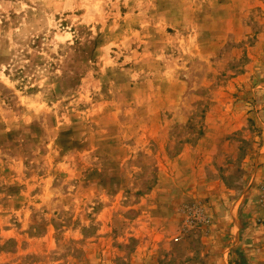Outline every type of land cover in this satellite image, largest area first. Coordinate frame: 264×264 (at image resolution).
<instances>
[{"label":"rangeland","instance_id":"obj_1","mask_svg":"<svg viewBox=\"0 0 264 264\" xmlns=\"http://www.w3.org/2000/svg\"><path fill=\"white\" fill-rule=\"evenodd\" d=\"M248 214L264 0H0V264H246Z\"/></svg>","mask_w":264,"mask_h":264},{"label":"crops","instance_id":"obj_2","mask_svg":"<svg viewBox=\"0 0 264 264\" xmlns=\"http://www.w3.org/2000/svg\"><path fill=\"white\" fill-rule=\"evenodd\" d=\"M251 215L253 214H248L247 221L240 224V226L239 223L236 222L235 227H237L238 234L239 229L242 231H240L236 239L224 243V246L221 247L220 252H218L220 253V261L238 262L239 260L235 253L231 252L232 249H237L239 250L237 253L240 252L243 255V261H245L246 264H264V228L259 225L255 226ZM259 216H261V214H259ZM134 258L139 264H142V254L139 253L137 255L135 253ZM138 263L136 262L134 264Z\"/></svg>","mask_w":264,"mask_h":264}]
</instances>
